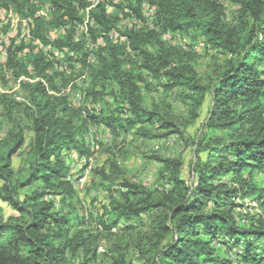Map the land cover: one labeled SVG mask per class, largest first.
<instances>
[{
  "label": "trees",
  "instance_id": "trees-1",
  "mask_svg": "<svg viewBox=\"0 0 264 264\" xmlns=\"http://www.w3.org/2000/svg\"><path fill=\"white\" fill-rule=\"evenodd\" d=\"M33 1L51 3L47 19L35 16ZM142 1L122 0L112 15L102 5L91 9L94 45L86 46L73 37L82 21L77 7L88 8L89 0H0V8L32 18L31 41L10 37L0 64L3 83L4 71L29 78L19 81L27 103L0 94V115L10 122L0 134V202L17 214L4 216L0 206V264H135L131 255L139 264H264V219L245 210L247 199L264 207V0H226L235 7L231 17L221 0H146L156 8L151 25L119 30L120 45L96 43L118 14L127 15L125 7L145 22ZM8 30L0 26V34ZM183 35L209 53L204 76L191 64L190 50L163 38ZM36 40L93 54L91 86L79 106L59 92L75 91V81L33 49ZM153 83L165 93H185L186 111L176 116L169 103L146 108L143 91ZM105 94L109 101L96 111ZM206 94L210 104L199 132L184 137ZM98 125L150 139L177 134L193 148V178L184 181L183 161L171 155L155 157L162 166L154 187L122 180L114 189L112 177L100 171L108 202L98 217L79 215L66 158L88 154L89 130ZM18 154L23 163L16 169ZM109 167L121 173L115 163Z\"/></svg>",
  "mask_w": 264,
  "mask_h": 264
},
{
  "label": "rangeland",
  "instance_id": "rangeland-1",
  "mask_svg": "<svg viewBox=\"0 0 264 264\" xmlns=\"http://www.w3.org/2000/svg\"><path fill=\"white\" fill-rule=\"evenodd\" d=\"M225 7L228 17H231L232 13L235 11V7L231 5L229 6L228 3ZM1 8L5 9V7ZM114 11H116L115 8L113 11H107V14L112 15ZM0 15H3L4 18H6L5 11H0ZM118 15L119 19L113 28L115 31L123 30L122 22L126 19V16L121 14ZM13 36L18 40L22 38L25 42L31 41L30 37L27 38V35L18 29L15 32L9 29L6 35L0 34V64L2 66L5 60L4 51L6 50L7 53L9 39ZM6 37L8 38L7 41L4 40ZM163 38L168 40V43L171 42V44L176 47L184 50H190L193 54L190 62L200 74L204 76L210 72L211 57L209 56V53L197 48L196 46L192 47L190 45V35L177 36L174 39H169L168 37ZM121 42L122 40H119L117 45L122 44ZM34 45L35 44L32 45L33 49L36 47ZM51 50L50 48L46 50V55L53 63L54 71H65L67 74L71 75V81H75V91L67 88L66 91H64L63 87H59V92L62 93V95H67L75 106H79L81 104V100L84 98L83 94L91 86L89 71L93 63L91 59L89 62L87 61L89 57L88 54L86 55V59V56L83 57L81 55L82 53L80 54L79 52L70 51L67 46L61 50L58 57L52 55L50 53ZM83 61L86 64H83ZM4 72L6 76V83H3L0 80V94H5L13 101H18L23 104L27 103V101L23 98L24 92L19 84V81L29 80V78L21 76L16 80L8 73V71ZM151 87V89H153L152 91H148L146 89L143 91L144 106L146 108L150 110H161L164 105L163 103H169L176 116H179L186 111L183 110L185 105L183 101L186 99L185 93H165L155 83H153ZM99 100L101 101H97L94 106L96 111L109 101V95L105 94L103 98ZM209 104L210 98L209 95L206 94L200 108L199 118H197L194 124L188 125L186 130H184V137H195L197 135L201 124L205 120ZM109 106V108H112L111 104ZM20 119L22 122L26 123L25 118ZM144 126L146 127V125ZM9 127L10 122H8L7 119L3 120V117L0 115V134L2 135ZM89 132L91 136L88 134V137H90L87 138V140H89L88 154L79 156L77 155V152L74 151L66 158L69 168L68 177H70L74 183L76 200L78 202L75 203L76 213L79 215H92V217H98L102 214L103 207L108 202L109 193H107L101 185L104 180L101 177L102 175L100 174V171L104 174H109V176L112 177L111 186L114 189L122 180L140 183L148 187H154L158 182L157 175L160 167L162 166L155 157H167L168 155H171L174 158L182 159L183 167L181 177L184 181L190 183L193 178L190 169L191 164L195 161L193 148L191 145L186 144L185 141L177 134H172L161 139H150L139 133L136 135L133 134L134 131H130L129 133L122 132L115 135L111 130L102 125L93 126ZM30 134V132H27V136ZM201 156L203 157V155ZM22 163L23 155L18 154L12 158L14 168L17 169L22 166ZM114 163L121 170L120 174L117 172H111L112 169L109 165L111 166V164ZM246 201L248 206L245 210L256 217L260 216L264 219V207H259L257 202L253 200L247 199ZM0 206L3 209L4 216L17 215L16 212L11 210L5 203L0 202ZM91 224L95 227L93 220H91ZM103 245L104 242H102L99 251L102 250ZM131 259L135 264H139V261L134 255H131Z\"/></svg>",
  "mask_w": 264,
  "mask_h": 264
},
{
  "label": "built area",
  "instance_id": "built-area-1",
  "mask_svg": "<svg viewBox=\"0 0 264 264\" xmlns=\"http://www.w3.org/2000/svg\"><path fill=\"white\" fill-rule=\"evenodd\" d=\"M71 1L74 3L75 0H71ZM89 1L91 4L88 8L77 7V11H79V16L81 17L82 21L75 26L74 37H73L74 42L85 44L86 46L94 45L92 43V40L90 38V33L88 31V27L93 26L94 24L93 16L89 14V11H91V9L96 8L97 5H102V7L104 8L106 12L113 11L115 8V5L120 3L122 0H89ZM221 2L225 6L227 5L226 0H221ZM33 3L35 7L37 8L35 16L43 18V19H47L50 14L51 8H52L51 3L46 2V1L42 3L33 1ZM140 8H141V11L143 12V15L146 17L145 22H141V20H139L137 16L132 12V9H130L129 7H125L124 11L128 16L126 15L125 17L126 19L123 20L122 22L123 28L127 27V28L141 29L146 25H151L152 23L151 14L153 11H156V8L150 5L146 0L140 3ZM0 11H5V14H6V18H4L3 15H0V26H4L8 24L9 29L11 31L15 32L18 29L21 32H24L27 36L31 37V35H29V28H28V25L32 23L31 17H20L19 14L14 12V9H12L11 7H8L5 9L0 8ZM59 32L64 33L63 27L60 28ZM55 37H56V34L54 35L52 32V34L48 36V40L53 41ZM4 40L7 41L8 38L6 37V39ZM106 40L116 41V42H119V40H122L119 30L115 31L113 29L107 34L104 33V34L99 35L96 39V43L104 44ZM34 43L36 47L43 50L45 54L47 53L46 50H48L49 48L50 50L52 49L50 53L54 56L58 57V55L61 52V50L53 48L50 44L44 45L38 40L34 41ZM4 53H5L4 54V58H5L6 52L4 51ZM90 59L93 60V54L89 55L88 61H90Z\"/></svg>",
  "mask_w": 264,
  "mask_h": 264
}]
</instances>
